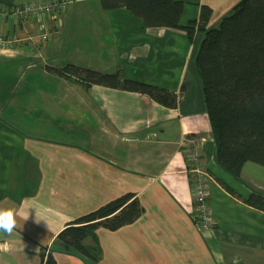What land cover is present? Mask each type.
<instances>
[{"label": "crops", "instance_id": "1", "mask_svg": "<svg viewBox=\"0 0 264 264\" xmlns=\"http://www.w3.org/2000/svg\"><path fill=\"white\" fill-rule=\"evenodd\" d=\"M181 1V26L198 20L203 5L212 10L209 26L240 0ZM86 5L57 12L50 22L55 31L39 49H0V207L35 206L27 220L17 217L11 234L0 232V264H43L48 254L56 264H264V210L245 202L264 193V166L246 162L235 176L217 162L195 66L202 32L191 40L146 27L126 8L104 10L99 3L90 13ZM71 19L85 22L81 32L86 28L83 38L93 50L81 48L79 57L72 49L65 58ZM35 25L4 30L22 35ZM67 63L106 73L120 68L128 79L176 93L183 88L182 96L168 108L139 92L85 89L49 69ZM185 135L200 139L211 177L214 224L206 229L193 216ZM127 193L132 198L83 240L96 259L78 252L71 237L72 245L58 237L78 217ZM132 209L133 220L109 226ZM35 215L46 222H34Z\"/></svg>", "mask_w": 264, "mask_h": 264}, {"label": "trees", "instance_id": "2", "mask_svg": "<svg viewBox=\"0 0 264 264\" xmlns=\"http://www.w3.org/2000/svg\"><path fill=\"white\" fill-rule=\"evenodd\" d=\"M100 3L104 10L126 8L140 17L146 27L184 33L191 40L196 31H201L203 36L195 66L217 162L235 176L240 175L246 162L264 166V0H240L215 25L209 26L212 10L204 5L198 20L181 26L179 18L184 6L181 0H100ZM49 69L85 89L97 84L139 92L168 108L177 106L183 92V88L176 93L125 78L121 69L106 73L73 63ZM132 196L124 194L78 217L58 237L72 245L67 240V236L71 237L78 252L96 259V254L83 240L93 233L101 219L114 214ZM245 202L264 210V193L253 192ZM135 214L132 209L116 217L109 226L114 228L131 221ZM43 264H56V261L48 254Z\"/></svg>", "mask_w": 264, "mask_h": 264}, {"label": "built area", "instance_id": "3", "mask_svg": "<svg viewBox=\"0 0 264 264\" xmlns=\"http://www.w3.org/2000/svg\"><path fill=\"white\" fill-rule=\"evenodd\" d=\"M67 6L68 0H35L23 6L0 2V49L21 47L39 49L44 46L55 31L51 27V20L57 12L64 11ZM31 20H36L35 27L22 35L4 30L6 26H20ZM54 27L61 26L54 24ZM182 145L187 152L188 172L191 176L193 216L196 224L206 229L214 224L208 198V184L211 177L202 166L200 139L185 135L182 138Z\"/></svg>", "mask_w": 264, "mask_h": 264}, {"label": "rangeland", "instance_id": "4", "mask_svg": "<svg viewBox=\"0 0 264 264\" xmlns=\"http://www.w3.org/2000/svg\"><path fill=\"white\" fill-rule=\"evenodd\" d=\"M99 3H100L99 0H88V1H84V2L83 1H81V2L72 1V3L71 2L68 3V6L65 9V11H67V13H68L69 10H71V8L75 4H85V5L91 4V5H88V7H89L88 12L94 13L93 11H95V10H94V7H92L93 6L92 4H99ZM76 22H73L72 19L69 20V22L67 20V26H68L70 31H69L68 35L64 38L63 49L61 50L62 57L68 58L72 49H74V52L77 53L79 55V57H80L81 48L88 49L89 51L93 50V43H91V40L87 39V37L83 38L84 37L83 35H85L86 28H84V32L83 31L81 32V28L85 27V25H86L85 22H80L79 24ZM74 34H76V36H77L76 40H75ZM84 44H88V47L84 48V46H85ZM119 69L120 68H118L116 70H119Z\"/></svg>", "mask_w": 264, "mask_h": 264}, {"label": "clouds", "instance_id": "5", "mask_svg": "<svg viewBox=\"0 0 264 264\" xmlns=\"http://www.w3.org/2000/svg\"><path fill=\"white\" fill-rule=\"evenodd\" d=\"M35 209L33 203L21 202V206L0 207V232L11 234L17 228V217L22 218L24 221L29 218V210ZM41 220L45 221L43 217L35 215L36 223ZM46 222V221H45ZM47 227H50L46 223Z\"/></svg>", "mask_w": 264, "mask_h": 264}]
</instances>
